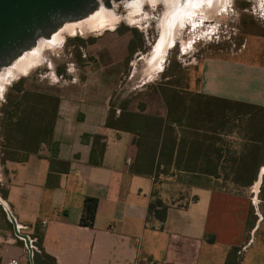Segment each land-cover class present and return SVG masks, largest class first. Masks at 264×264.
<instances>
[{"label":"crops","instance_id":"crops-1","mask_svg":"<svg viewBox=\"0 0 264 264\" xmlns=\"http://www.w3.org/2000/svg\"><path fill=\"white\" fill-rule=\"evenodd\" d=\"M249 41L235 55L202 61L196 91L199 95L264 108V36L251 39L249 56H245ZM110 81L99 78L93 85H67L55 92L59 102L52 140L58 144L56 160L67 164V171L60 168L49 174L51 151L46 147L22 163L6 165L3 200L23 228L21 232L31 236L38 225L43 235L42 252L54 264H225L229 253L233 264H264V242L255 237L263 221L258 215L264 198L258 200V192L248 199L225 189L179 183L190 199L170 202V195L153 177L154 167L149 174L146 156L144 165L139 164L141 132L143 128L148 130L143 117L163 120L164 131L170 127L163 135L172 148L171 163L163 161L170 177L197 174L188 168L190 157L181 152L182 145L188 143L182 131L189 128L169 124L167 105L159 92L163 110H141L139 115L147 114L142 117L143 125L137 122L139 132L133 130L136 123L124 129L107 127L113 86ZM83 135L104 138L100 166L89 164L92 144L82 143ZM153 136L146 138L145 155ZM216 149L214 159L218 160ZM263 163L256 167V178L248 189H264ZM139 166L142 169L135 171ZM153 193L166 206L163 221L148 215ZM87 197L98 201L91 228L79 224ZM251 209L256 218L246 240ZM18 240L12 227H0V264L9 260L30 264L28 251ZM36 264H45L40 254Z\"/></svg>","mask_w":264,"mask_h":264},{"label":"rangeland","instance_id":"rangeland-1","mask_svg":"<svg viewBox=\"0 0 264 264\" xmlns=\"http://www.w3.org/2000/svg\"><path fill=\"white\" fill-rule=\"evenodd\" d=\"M117 4L119 20L112 27L85 34H65L59 45L43 50L44 59L40 64L18 78L4 82L5 86L1 85L0 199L4 206L0 207V227L3 229L11 228L4 213L5 209L9 210L3 200L6 165L13 151L20 152L18 148L23 136L16 122L22 120L23 128L40 127L42 138H48V129L55 121L59 102L55 92L67 85H93L99 78L107 82L111 78L113 85L107 119L110 126L124 129L137 122L143 125L145 121L142 117L147 113L141 116V110L150 113L163 110L159 92L167 99L170 118L181 117V124L189 128L182 131L188 143L182 145L181 152L190 157L188 168L197 171L198 176L194 180L201 186L225 189V192L248 199H253L257 192L258 200L264 198L263 186L256 191L236 182V179L243 183L252 179L256 167L264 162V149L260 150L257 144L258 135L264 129V108L214 100L196 92L199 69L204 59L235 55L250 40L245 52V56H249L251 39L264 36L263 0H230L217 17L206 20L196 18L193 26L185 23L180 37L167 50L160 65L162 69L157 74H148L151 70L148 68L147 71L146 63L148 58L152 61V53L160 40V20L165 7L162 4L143 5L141 13L128 21L125 18L127 9ZM40 106L47 109L44 116L38 114ZM149 136L148 130L143 128V144L138 151L141 165L145 163L143 149ZM43 147L40 146L39 151ZM215 149H219L218 160L214 159ZM164 166L159 169L161 174L156 172L153 177L170 195V202L183 203L190 199L179 183H188L192 177H170ZM260 215L263 221L255 237L264 242V207H259ZM255 218L254 209H251L246 240L250 237Z\"/></svg>","mask_w":264,"mask_h":264},{"label":"bare ground","instance_id":"bare-ground-1","mask_svg":"<svg viewBox=\"0 0 264 264\" xmlns=\"http://www.w3.org/2000/svg\"><path fill=\"white\" fill-rule=\"evenodd\" d=\"M229 1L230 0H110L108 4H105L103 1L99 0L94 10L83 19L63 23L48 37L38 38L34 45L23 51L5 66L0 67V88L4 82L7 81L8 83L11 79L24 75L30 68L40 64L44 59L42 56L43 50L59 45L63 41L65 34H85L90 31L112 27L119 20V15L116 14V9L118 8L117 3H120L127 9V16L125 18L128 19V21H132L135 16L141 13L143 5L155 6L157 4H162L165 7V11L160 20V40L152 53V61L150 62L148 58L146 63L148 66L147 69L149 68L151 70L148 74H157L163 64L161 62L167 50L178 38L183 25L185 23H190V25L193 26L194 19L196 18H205V20L215 18L222 10L224 11ZM152 66L154 68H151ZM149 69L147 71H149Z\"/></svg>","mask_w":264,"mask_h":264},{"label":"trees","instance_id":"trees-1","mask_svg":"<svg viewBox=\"0 0 264 264\" xmlns=\"http://www.w3.org/2000/svg\"><path fill=\"white\" fill-rule=\"evenodd\" d=\"M163 100L165 104L167 105V99L163 97ZM226 102V101H225ZM243 106H250L246 104H238ZM58 106V103H57ZM44 106H40V109H38V114L41 116H44V113H47V109L43 108ZM254 108H262V107H256V106H250ZM168 109V107H167ZM57 112V107H56ZM143 119L146 121V127L150 131L149 133L151 135H155L153 137L154 140L151 144V147L149 151L146 152V163L149 166L150 169L149 174H151V171L155 168V172H158L160 167L164 165V160L167 165L171 163V155L169 152H171L172 148L170 146L169 141L164 140L163 135L166 134V131L170 130V127H166L164 131V122L163 120L159 118H153V117H143ZM167 121L169 124H181L183 122V119H172L170 118V115H167ZM54 123V121H53ZM52 126L48 129L49 136L48 138L44 139L42 138V129L40 127H33L29 126L23 128V121L19 120L16 122V127L22 132V142L20 143V147L18 148V151L20 152H14L13 155L9 157L10 162H17L22 163L27 160L28 156L31 154H36L39 152L40 146H45L51 151V163H50V169L49 174L51 173H57L60 168H63L64 171H67L68 165L62 164L58 162L57 159V151H58V144L56 142H53L52 140ZM14 125V126H15ZM107 127L115 128L114 126H110L108 124V120L106 122ZM116 129V128H115ZM133 130L136 132H139L141 130V126L137 123ZM81 142L84 144H92L91 147V153L89 156V164L92 166H100L102 162V156H103V148H104V138L99 135H83L81 137ZM257 144L260 145L259 149H264V129L263 131L258 135V141ZM22 150H19L21 149ZM31 148V149H30ZM218 153V150H217ZM185 162V161H183ZM174 165L177 167V162L174 163ZM261 165V164H260ZM259 165V166H260ZM62 166V167H61ZM154 167V168H153ZM142 167H136L135 171H140ZM159 173V172H158ZM155 175V174H154ZM190 175V174H189ZM207 175V174H205ZM192 178L189 180V184L193 185H201L199 182L194 180L195 177H197V174L190 175ZM208 176L216 177L214 174H209ZM256 178V175L253 176L252 179L248 180L247 182L243 183L240 180L236 179L237 184L241 185H250ZM198 180V178H196ZM154 200L150 202L148 206V215H153L155 218L159 219L160 221H163L165 218V212H166V206L163 205V203L157 198L156 194L153 193ZM4 199V195H3ZM97 204L98 201L96 198L87 197L84 200L83 209L80 217L79 224L84 227H93L94 221H95V215L97 210ZM1 207V206H0ZM2 209V208H1ZM5 213V212H4ZM9 224V223H8ZM11 226V224H10ZM12 227V226H11ZM35 233L33 235H29L30 239L33 240L32 246H33V264H36V257L38 254H40L45 264H54L53 260L46 256L41 249V241H42V233L39 232V226L37 225L35 228ZM23 244V241L18 240ZM225 264H233L231 260V255L227 256V259L225 261Z\"/></svg>","mask_w":264,"mask_h":264},{"label":"water","instance_id":"water-1","mask_svg":"<svg viewBox=\"0 0 264 264\" xmlns=\"http://www.w3.org/2000/svg\"><path fill=\"white\" fill-rule=\"evenodd\" d=\"M99 0H0V67L14 60L35 44L48 37L60 25L83 19L94 10ZM108 4L110 0H100ZM120 1V0H115ZM0 205L2 201L0 200ZM12 232L23 241L32 263L29 236L21 233L15 218L5 209Z\"/></svg>","mask_w":264,"mask_h":264},{"label":"built area","instance_id":"built-area-1","mask_svg":"<svg viewBox=\"0 0 264 264\" xmlns=\"http://www.w3.org/2000/svg\"><path fill=\"white\" fill-rule=\"evenodd\" d=\"M22 229L23 228H21V227H19V230L20 231H22ZM22 233V232H21ZM16 238V237H15ZM16 239H18V238H16ZM29 239H30V237H29ZM32 242H33V240H31L30 239V243H31V246H32ZM32 251H33V246H32ZM238 254L240 255V252H238ZM7 264H19L16 260H9L8 262H7Z\"/></svg>","mask_w":264,"mask_h":264}]
</instances>
